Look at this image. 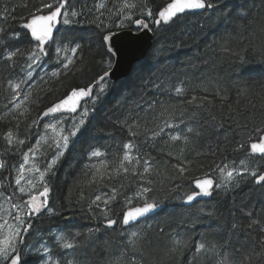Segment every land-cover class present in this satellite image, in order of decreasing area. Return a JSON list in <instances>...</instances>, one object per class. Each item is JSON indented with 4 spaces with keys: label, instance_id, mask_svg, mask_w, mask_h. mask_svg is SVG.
Listing matches in <instances>:
<instances>
[{
    "label": "snow or ice",
    "instance_id": "obj_1",
    "mask_svg": "<svg viewBox=\"0 0 264 264\" xmlns=\"http://www.w3.org/2000/svg\"><path fill=\"white\" fill-rule=\"evenodd\" d=\"M110 2L112 7H108L104 0H96L92 8L77 10L71 0H36L29 17H21L23 33L0 27V67L7 65L12 70L8 78L10 89L8 94L11 99L5 108L7 115L16 119L17 129L20 125L19 117H26L28 112L25 109L19 113V117L16 115L23 101L31 96L30 90L34 87L32 83L34 68L40 66L46 59L52 60L53 46H55V62L59 65V68L51 73L53 77H59L61 73L67 75L69 72L73 75L86 74L92 71V67L84 61L82 56L77 57V53L84 50L82 41L85 40L84 32L87 31L89 33L88 50L94 49L93 61L95 67L99 69L91 78L90 84L86 87L72 88L65 98L46 107L29 125V128H32L42 123L44 118L51 117L49 122L44 124L46 132L47 129L55 132L59 128L60 133L58 136L51 137L53 142L47 145L46 150L53 151L54 155L43 171L39 167L25 169L29 154L35 155L38 150L37 146H33L24 153L25 163L19 166L20 176L15 181L16 189L8 195L0 191V221H2L0 223V264H81L80 252L91 243L94 234L99 232L100 228H89L87 233H81L78 229L71 232L57 230L52 235L56 245L61 249L59 252H54L53 246L47 242L29 243L27 238L31 235L34 218L42 216L45 212L50 215L56 214L49 203L52 187L48 177L55 175V169L65 156L69 145L79 142L93 130L106 133L109 137L113 136L112 132H106V128L96 129L92 121L96 113L102 110L103 105L126 89L129 81L138 73L135 62L143 57V52L133 56V61L129 64V74L125 80L118 82L114 78L115 67L120 63L122 56L127 53H136L139 45L146 38L157 37L162 27L183 24L184 17L187 15L203 14L209 10L221 13L215 25L217 30L224 27L230 20H240L244 31L249 32L250 36L257 35L254 27L257 24L261 25L259 30L264 32V22L257 20L251 9L246 7L247 0H244V3L232 4L231 7L228 0H224L223 4L221 0H166L158 11L150 6L154 0H110ZM24 6L27 7V5ZM260 6L264 8V0H260ZM234 12H236L235 16ZM211 18L209 14L208 20ZM0 19H7V17H0ZM84 24L94 26V30L71 27ZM118 39L122 40L121 46L116 43ZM242 52L243 55L236 53L242 61L246 60L249 53L259 54L264 58V41L257 46L249 40ZM95 56H99V59L96 60ZM78 64L80 67H77ZM191 82V78L187 83L180 81L179 85L168 89L167 92L161 86L154 85L161 94L168 95L167 100L154 99L147 103L146 108L137 105V108L131 110L122 120L115 123L107 122L112 123V127L118 125L121 130L120 135H124L125 130L127 132V138L117 142V146L122 144L123 149L119 168L125 173L131 170L132 175L139 176L142 181L138 185V191L125 194L126 210L122 212L116 213L111 207L119 195L115 187L110 193H100L91 197L87 205L90 212L95 213L99 209L98 216L103 219L106 228L115 230L116 225L121 226L120 237L124 248L116 257L117 262L124 257L125 249L132 252L135 257L145 245L151 242L148 232L142 227L138 228L137 225L153 216L164 213L171 218L175 213L181 218L183 224L188 225L189 221L184 217L190 212L194 203H199L201 198L212 200L221 192L234 191L239 188L240 181L245 179V173L252 177L257 185L264 188V170L250 167L251 162L242 159L240 164L243 167L239 169L234 161L217 164L211 174L204 173L202 178L192 179L194 188L182 194L179 192L182 186L177 184L169 193H166V199L149 198L154 189L146 185L152 184L150 161L155 158L144 149L155 148L158 138L166 136L170 146L173 149L178 148L175 167L181 177L190 178L187 173L194 164L188 157L191 151L189 146L193 139L200 137L204 129L200 126V121L195 114L189 115L190 110L187 105L201 108L208 100L207 95H197V92L204 93L206 89L200 85L189 87ZM216 85V94L220 95L222 91L220 79L216 80ZM249 87L247 84L238 87L237 95L246 94ZM189 92L192 94L190 98H187ZM21 96L23 100L18 103L17 98ZM140 112H146L147 117L142 118L139 115ZM208 119L214 122L217 117L209 112ZM221 119H223L222 116ZM68 120L71 121L70 124L67 123ZM237 129L239 133L249 131L247 123L241 125L238 121ZM251 133L248 141L239 143L236 150H245V145L255 139L256 142L250 143L251 153L259 154L264 158V121L260 125L254 124ZM31 138L26 136L25 139H18L16 132L11 129L4 133L9 151H12L17 144L26 145ZM39 144L40 141L37 139V145ZM16 150L19 151V149ZM133 152L136 153L135 156L132 155ZM86 155L90 161L99 160L100 165L107 169L106 149L102 150L101 147L90 145ZM129 165L131 168L128 167ZM6 166L0 161V168ZM138 166H141L143 170L140 171ZM25 171L39 173V184L34 179H27L29 187L21 186V180L25 179ZM39 186H42V191H39L38 195L32 194L30 189ZM25 195L27 199H24ZM80 198L81 201L84 200L83 192ZM139 201H142V204L134 206V202ZM4 204L8 207H4ZM218 215L215 205L200 207L195 214V221H192L190 226L180 230L173 229L169 234L173 250H180L181 255L188 253L187 264H197L198 260H213V264H254V262L264 264V235L253 243L250 253L246 252L245 245L236 247L231 243V236L242 230V226L236 222L232 223L227 242L221 244L206 239L205 234L212 228V221ZM244 215L250 220L247 225L249 230L261 225L260 220L253 218L252 211H247ZM197 224L202 226L203 232L196 233ZM151 227L148 225L149 229ZM260 232L264 233V226L260 227ZM160 234H164L163 228H160ZM128 264H143V258L139 256V259H130Z\"/></svg>",
    "mask_w": 264,
    "mask_h": 264
},
{
    "label": "trees",
    "instance_id": "obj_2",
    "mask_svg": "<svg viewBox=\"0 0 264 264\" xmlns=\"http://www.w3.org/2000/svg\"><path fill=\"white\" fill-rule=\"evenodd\" d=\"M95 2L96 0H71L77 10L92 8ZM104 2L108 7H112L110 0H104ZM165 2L166 0H154L150 6L158 11ZM35 3L36 0H0V17H7V19H0V27L23 33L21 17H29ZM223 3L224 0H221V4ZM228 3L231 7L232 4L244 3V0H228ZM246 7L251 9L257 20L264 22V8H261L260 0H247ZM237 11L240 10L237 9ZM209 14L212 17L211 20H208ZM220 15L221 13L215 10H209L203 14H189L184 17L183 24L161 28L157 37L153 39L146 61L135 66L138 73L129 81V86L115 98H110L92 121L96 129L106 128V132H112L113 136L109 137L106 133L93 130L79 142L70 144L65 156L55 169V175L48 177L52 187L49 203L56 214L50 215L45 212L42 216L34 218L31 235L27 238L29 243L47 242L53 246L54 252H59L61 249L56 245L52 235L57 230L71 232L78 229L81 233H87L89 228H100V231L94 234L91 243L80 252L81 264H128L130 259H139V256H142L143 264H187L189 254L181 255L180 250H173L169 234L173 229L180 230L190 226L191 222L195 221V214L200 207L215 205L219 215L213 219L212 228L205 234L206 239L221 244L227 242L232 223L236 222L242 226V230L231 236V243L236 247L243 244L245 251L251 252L253 243L264 235L260 232V227L264 226V188L257 185L255 180L246 173L245 179L240 181L239 188L234 191L221 192L212 200L194 204L184 217L189 221L188 225L183 224L181 218L175 213L171 218L161 213L138 224V228L142 227L148 232L151 242L145 245L135 257L132 252L125 249V255L119 262L116 257L124 248L120 237L121 226L116 225L115 230L106 228L103 219L98 216L99 209L93 213L87 207L91 197L100 193H110L115 187L119 195L111 207L114 212L119 213L126 210L125 194L138 191V185L142 183L140 177L133 176L131 170L125 173L119 168L123 149L122 144L117 146V142L125 140L127 132L125 130L124 135H120L119 126L112 127V123L107 122L115 123L122 120L131 110L136 109L137 105L146 108L147 103L154 99L167 100L168 95L161 94L154 85L161 86L167 92L168 89L179 85L180 81L187 83L191 78L189 87L196 85L204 87L206 91L197 92V95H207L208 100L201 108L187 105L190 110L189 115L195 114L200 121V126L204 129L200 137L193 139L189 146L191 151L188 157L194 164L187 173L189 179L179 175L175 167L178 148L173 149L170 146L168 137L158 138L155 148L144 149L155 158L150 161L152 184L146 185L154 189L150 199L151 197L166 199V193H169L177 184L182 186L179 190L180 194L188 191L193 188L192 179L202 178L204 173L211 174L217 164L234 161L239 169L243 167L240 161L246 159L251 162L250 167L264 170V158L253 156L250 151V143L255 139L245 145V150H236L239 143L248 141L253 125H260L264 121V58L259 54L249 53L246 60L242 61L236 53L243 55L242 49L248 45L249 40L258 46L261 41H264V32L259 30L261 25L257 24L254 26L257 35L250 36L249 32L244 31L240 20H230L224 27L217 30L215 25ZM233 15L235 16L236 12ZM71 27L94 30V26L88 24ZM88 35L89 33L85 31V40L82 41L84 50L77 53V57L82 56L84 61L91 65L92 71L83 75H73L71 72L67 75L61 73L59 77H53L51 73L59 68L55 62V46H53L52 60L46 59L40 66L34 68L32 81L34 87L30 90L31 96L23 101L16 113L19 117L20 112L28 110L26 117H19L18 129L16 119L7 115L5 108L11 99L8 94L10 91L8 78L12 70L7 65L0 67V161L7 165L5 168H0V191L5 192L6 195L17 187L15 181L20 176L19 166L25 163L24 153L28 152L29 148L37 146L38 150L35 155L29 154L28 163L25 164L26 170L39 167L43 171L54 155L53 151L46 149L47 145L53 142L51 137L58 136L60 130L57 128L53 132L52 129H47L46 132L44 124L51 118L32 128H29V125L46 107L65 98L72 88L86 87L90 84L91 78L99 71L93 61L94 49L88 50ZM227 49L231 51H226ZM68 54L71 55V53ZM95 59L98 60L99 56H95ZM77 67L80 65L78 64ZM217 79L222 82L220 95L216 94ZM245 84L250 86L248 91L238 96L237 88ZM191 94L189 92L187 98H190ZM21 100L23 96L17 98L18 103ZM209 112L217 117L214 122L209 121ZM139 115L144 118L148 114L140 112ZM237 121L241 125L247 123L249 131L239 133ZM67 123L70 124L71 121L68 120ZM10 129L16 132L18 139H25L26 136L32 138L26 145L17 144L12 151H9L4 133ZM37 139L40 141L39 145H37ZM90 145L107 150V169L100 165L99 160L88 159L86 153ZM132 155L135 156L136 153L133 152ZM128 167L131 168L130 165ZM138 168L140 171L143 170L141 166ZM24 176L21 186L29 187L27 179H34L39 184V173L25 171ZM30 190L32 194L38 195L39 191H42V186ZM81 192L84 194L83 201L80 198ZM27 198L25 195L24 199ZM139 204H142V201L134 202V206ZM247 211H252L253 218L260 220L261 225L249 230L247 225L250 220L244 215ZM148 225L152 226L151 229ZM160 228L164 229L163 235L160 234ZM195 231L201 233L204 229L197 224ZM197 264H213V260H198Z\"/></svg>",
    "mask_w": 264,
    "mask_h": 264
},
{
    "label": "water",
    "instance_id": "obj_3",
    "mask_svg": "<svg viewBox=\"0 0 264 264\" xmlns=\"http://www.w3.org/2000/svg\"><path fill=\"white\" fill-rule=\"evenodd\" d=\"M153 39L154 38H152V39H147L146 38L145 41L141 45H139L138 51L136 53H127V54H125L124 56L121 57V61H120V63L118 65H116L115 71L113 73L114 78H116L118 82L122 81V80H125L128 77L129 64L133 61V56L134 55H139L140 52H143V57L140 60L135 62V66L137 64H140V63H143V62L146 61V59L148 57V53L151 50L152 45H153ZM116 43H117L118 46H121L122 40L118 39L116 41ZM66 115H74V114H66ZM49 118H51V117L44 118L43 121H46ZM254 142H256V141H254ZM251 154L253 156H255V157H259V158L261 157L259 154H253V153H251ZM192 187L194 188V184H192ZM200 201H209V200H207L206 198H201ZM194 204H196V203H194Z\"/></svg>",
    "mask_w": 264,
    "mask_h": 264
},
{
    "label": "rangeland",
    "instance_id": "obj_4",
    "mask_svg": "<svg viewBox=\"0 0 264 264\" xmlns=\"http://www.w3.org/2000/svg\"><path fill=\"white\" fill-rule=\"evenodd\" d=\"M37 195V194H36ZM4 207H8V205L7 204H4Z\"/></svg>",
    "mask_w": 264,
    "mask_h": 264
}]
</instances>
